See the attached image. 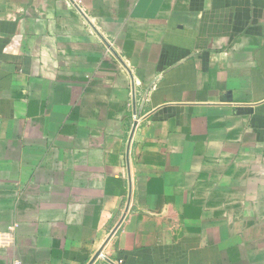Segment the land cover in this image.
I'll use <instances>...</instances> for the list:
<instances>
[{"label": "crops", "instance_id": "crops-1", "mask_svg": "<svg viewBox=\"0 0 264 264\" xmlns=\"http://www.w3.org/2000/svg\"><path fill=\"white\" fill-rule=\"evenodd\" d=\"M2 234L0 264H264V0H0Z\"/></svg>", "mask_w": 264, "mask_h": 264}, {"label": "built area", "instance_id": "built-area-1", "mask_svg": "<svg viewBox=\"0 0 264 264\" xmlns=\"http://www.w3.org/2000/svg\"><path fill=\"white\" fill-rule=\"evenodd\" d=\"M137 120H138V115L135 114L134 115V119H133L134 124L131 127V130L129 132V137L127 139L128 140L127 141L128 142V144H127L128 148H130L131 147V144H132V140H133V137H134V133H135V130H136V127H137V125H136ZM134 127H135V129H134ZM132 133H133V136H132ZM127 153H128V155H130V149L128 150ZM125 214H127V212H125ZM10 229L12 230V232L14 231V228H10ZM13 241H14V234H9L7 236H6V234L0 235V246L6 245V244H12ZM97 259H101V260L106 261V262H108L110 264H115L103 252L100 254V256ZM11 264H24V262L21 261V260H19V259H15V260L12 261Z\"/></svg>", "mask_w": 264, "mask_h": 264}, {"label": "water", "instance_id": "water-1", "mask_svg": "<svg viewBox=\"0 0 264 264\" xmlns=\"http://www.w3.org/2000/svg\"><path fill=\"white\" fill-rule=\"evenodd\" d=\"M134 129H135V127H134ZM132 136H133V133H132ZM129 149H130V148H128V150H129ZM131 198H132V195L130 194V196H129V202H128V204H127V208H126V212H128V209H129V207H130ZM125 216H126V214L123 215L121 221H120L119 224L116 226V228L113 230V232H112V234H111L110 237H112V235L118 230V228H119L120 225L122 224V222H123ZM101 253H102V250H100V251L96 254V256L92 259V261H91L89 264H94V262L97 260V258L100 256Z\"/></svg>", "mask_w": 264, "mask_h": 264}]
</instances>
